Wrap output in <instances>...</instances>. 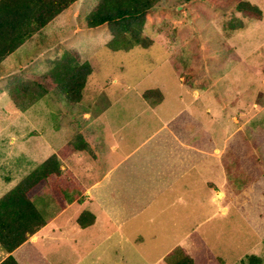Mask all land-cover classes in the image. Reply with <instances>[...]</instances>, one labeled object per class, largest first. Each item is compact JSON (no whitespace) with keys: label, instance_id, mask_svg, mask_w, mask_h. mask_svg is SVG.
<instances>
[{"label":"rangeland","instance_id":"1","mask_svg":"<svg viewBox=\"0 0 264 264\" xmlns=\"http://www.w3.org/2000/svg\"><path fill=\"white\" fill-rule=\"evenodd\" d=\"M237 1L161 0L146 14L143 33L151 44L113 50L105 25L84 28L96 0H76L0 65V179L11 161L20 164L16 177L26 175L78 133L89 140L93 153L95 146L101 148L94 163L99 177L109 162L110 126H124L123 134L142 124L192 117L201 146L210 153L214 146L224 149L229 179L224 195L215 196L200 178L198 196L184 195L179 202L174 196L153 198L140 215L126 220L122 235L105 239L106 227L96 224L85 230L84 243L37 244L36 252L46 255L41 264H171L165 257L178 246L193 264H243L248 254L264 262V0H246L260 9L258 18L236 11ZM66 48L92 67L80 101L44 94L20 110L6 84L22 71L48 73L47 60ZM154 89L160 99L153 92L142 96ZM208 102L206 113L203 104ZM219 103L231 109L220 110ZM230 116L238 121L228 128ZM216 158L212 153L201 162ZM63 164L67 167V158ZM52 179L33 198L44 216L63 209L74 194L66 183ZM71 213L66 210L59 220Z\"/></svg>","mask_w":264,"mask_h":264},{"label":"crops","instance_id":"2","mask_svg":"<svg viewBox=\"0 0 264 264\" xmlns=\"http://www.w3.org/2000/svg\"><path fill=\"white\" fill-rule=\"evenodd\" d=\"M180 81H183L182 78ZM191 95L193 101L197 100L196 91L191 92ZM209 105L210 102L203 104L206 113L210 112ZM226 107L231 109L230 104L227 103L218 105L220 110ZM263 109L264 102L260 110ZM84 116L87 117L88 114L85 113ZM190 119L187 117L178 123L164 120L155 126L142 124L129 127L130 129L123 134L119 133L124 126H110L112 130L109 135L113 140L106 148L109 162L106 163L103 168L104 173L99 177L100 171L94 166V163H97L95 161H98L97 156L102 153L98 146H95L94 153L88 146L72 153L67 157V167L62 160L61 174L50 175L48 180L53 177V183H66L67 192H74L73 196L68 198L63 209L53 210L48 216L41 213L32 199L45 219V224L11 253L0 248V262L11 254L19 264H41V260L45 259L46 255L36 252L33 247L37 244L43 245L45 241L50 243L56 240L73 244L84 243L87 240L85 230L96 224L99 227H106L105 239H111L116 232L122 235L121 227L126 220L140 215L153 198L174 196L177 199L175 202H179L182 201L180 197L184 195L198 196L196 186L200 178L211 189H215V196L224 195L222 187L229 180L226 162L222 160L224 149L214 146L212 153L216 154L218 160L212 163L201 162V159L212 153L201 146L196 131L194 134L195 123H190L194 120L189 121ZM232 120L238 121L237 117L230 116L228 128ZM247 121L248 118L242 121L241 125ZM87 142L88 145V139ZM93 143L92 141L91 144ZM21 160H25V157ZM19 169V162L14 160L6 167L7 174L0 179V196L24 176L21 174L16 177ZM66 169L67 173H65ZM204 172L211 174V178L210 175L205 177ZM90 180L93 182H87ZM217 180L220 182L219 185L215 183ZM175 202L171 201L169 206L174 207ZM66 210H72L71 215L60 221ZM82 211H88L94 216V221L85 227L77 223V217ZM110 228L115 229V232L109 231ZM52 250L54 249L51 248L47 252H53ZM71 252L73 255H78L76 249H72Z\"/></svg>","mask_w":264,"mask_h":264},{"label":"trees","instance_id":"3","mask_svg":"<svg viewBox=\"0 0 264 264\" xmlns=\"http://www.w3.org/2000/svg\"><path fill=\"white\" fill-rule=\"evenodd\" d=\"M75 1L0 0V65ZM160 1L96 0L85 18L84 28L105 25L111 36L107 46L113 50H128L134 44L147 47L151 40L143 33L146 14ZM234 8L250 18L261 15L260 9L246 0L237 1ZM47 63L50 66L48 73L22 71L6 84L8 96L20 110L23 111L44 94H50L56 99L63 98L67 103L80 101L82 89L92 71L90 63L79 62L76 53L67 48L59 57L48 59ZM152 92L160 99V93L155 89L143 92L142 96L146 98ZM87 146L82 135L76 134L0 196V248L3 251L11 253L45 224V219L32 201L33 197L46 186L50 175L61 174L62 160ZM93 221L94 216L88 211H82L77 217V223L81 227L90 225ZM165 258L172 259L171 264L194 262L179 246L173 248ZM241 262L264 264L256 254L246 255ZM0 264L19 263L9 254Z\"/></svg>","mask_w":264,"mask_h":264}]
</instances>
